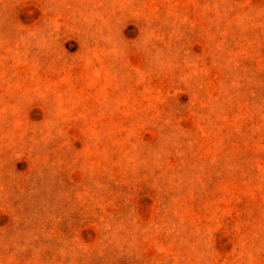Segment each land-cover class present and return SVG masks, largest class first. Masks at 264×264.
I'll use <instances>...</instances> for the list:
<instances>
[{"label": "rangeland", "instance_id": "rangeland-1", "mask_svg": "<svg viewBox=\"0 0 264 264\" xmlns=\"http://www.w3.org/2000/svg\"><path fill=\"white\" fill-rule=\"evenodd\" d=\"M0 264H264V0H0Z\"/></svg>", "mask_w": 264, "mask_h": 264}]
</instances>
